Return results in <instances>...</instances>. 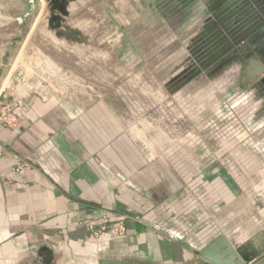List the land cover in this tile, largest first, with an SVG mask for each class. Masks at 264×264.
I'll use <instances>...</instances> for the list:
<instances>
[{
	"label": "crops",
	"instance_id": "1",
	"mask_svg": "<svg viewBox=\"0 0 264 264\" xmlns=\"http://www.w3.org/2000/svg\"><path fill=\"white\" fill-rule=\"evenodd\" d=\"M17 10L5 13L17 18ZM74 29L78 42L88 41L87 32ZM177 32L152 59L159 74L180 65L184 71L183 65L199 66L189 39ZM12 35L0 41V67ZM141 73L124 76L123 89H117L123 100H130L129 108L76 106L62 98L47 102L42 94H28L20 98L16 122L0 119V264H37L41 245L53 249L52 264H97L93 258L98 252L157 264L195 263L199 249L217 236L208 237L212 228L226 231L234 245L248 242L257 258L264 255V185L253 183L256 178L244 159L239 160L238 177L225 160L215 164L197 125L178 127L171 117L180 115L176 100L181 97L164 88L161 75L150 76L155 89L151 106L159 115L155 123L152 116L146 123V107L139 102ZM185 81L188 86L194 79ZM224 85V80L202 83L197 92L189 91L186 108L199 102L223 118ZM259 174L264 181V170ZM197 175L205 194L186 187V180ZM184 191L198 199L194 217L203 223L191 241L154 225L158 204L166 202L171 210L192 208L194 198ZM121 219L127 237L94 252L90 224Z\"/></svg>",
	"mask_w": 264,
	"mask_h": 264
},
{
	"label": "rangeland",
	"instance_id": "2",
	"mask_svg": "<svg viewBox=\"0 0 264 264\" xmlns=\"http://www.w3.org/2000/svg\"><path fill=\"white\" fill-rule=\"evenodd\" d=\"M183 1L185 0H69L66 3L65 14L53 6L52 0H35L34 9L22 22L15 16L7 26L0 27V41L2 37L7 38L6 36L13 32L10 39L12 44L7 51L8 58L5 60L2 58L0 67L3 70L0 91L3 90V93L9 95L6 101L3 97L0 98L2 101L0 106L6 103L13 105L14 96L24 99L23 96L42 94L47 98V102L62 98L63 101L76 106L100 107L107 104L122 110L129 108L131 102L123 100L117 89H123L124 76L142 72L143 81L141 84L138 83L142 86L139 102L146 107L144 117L152 116L155 123L159 114H155V109L151 106L153 99L150 96L155 89L150 79L152 75L157 74V70H154L157 61L152 59L156 58L158 48L164 49L173 42L171 39L174 38L175 30L183 33L180 37H184V41L189 39L194 57L204 59L201 65L203 68L214 61L217 63L227 53H223V47L230 44L224 40L225 28L219 26L212 29L203 25L209 16L215 15V10L211 8L213 0H190L188 2L190 5L186 4L185 7ZM244 1L223 0V6L218 10L222 18L231 15L234 17L236 22L234 32L248 30L246 25L241 24L242 18L239 19L236 12H233V9L242 8ZM260 4L264 5V0H260ZM31 5L29 0L0 1V8L4 14L5 11L18 9V16H23L31 9ZM175 8L180 14L183 12L184 16L188 15L177 25L172 24L175 18L169 20L170 15L172 16L171 9ZM56 13L63 18L64 30L66 26L80 28L88 33V41L78 42L68 34L59 36L57 29L50 25V20ZM233 69L234 67L227 66L222 73L230 76L234 74ZM28 71L41 77L29 80ZM202 105L193 102L191 111ZM229 110L230 108L223 110L224 117L220 127L232 133L235 118L233 114L228 116ZM10 113L12 114V110ZM213 113V110L206 109L205 114L201 115L206 118L205 123L192 116L189 124L194 128L195 125H206L201 134L206 137L212 156L215 157L214 162L219 163V156L227 154L228 148L219 144L210 131L207 123L210 122L209 117L213 116ZM152 120L145 119L146 123H151ZM240 150L241 148L238 150L239 153H243L246 149ZM249 153L251 157L245 159V164L249 167L247 171L256 178L254 184L264 185V181H261L263 178L257 176H262L259 172H263L264 165L260 166L253 162L254 160L264 162L263 155L261 152ZM227 155L231 156L230 153ZM260 198L263 200L261 203H264L261 195ZM93 245L94 252H97L100 245ZM97 259L93 258V262Z\"/></svg>",
	"mask_w": 264,
	"mask_h": 264
},
{
	"label": "flooded vegetation",
	"instance_id": "3",
	"mask_svg": "<svg viewBox=\"0 0 264 264\" xmlns=\"http://www.w3.org/2000/svg\"><path fill=\"white\" fill-rule=\"evenodd\" d=\"M68 1L56 0L53 6L59 10L65 9ZM212 17L209 16L203 25H206ZM232 48L217 63L214 61L215 63L213 62L205 68L201 66L204 59L198 58L199 66L182 64L185 66L186 71L180 65L173 68L175 70L170 68L166 71H161V74H159V69L156 67L157 63L154 65V70H157V75H161L164 88L169 91L175 89L181 97L178 101L176 100L178 108L176 110H178L180 115L171 117L180 127L190 126L191 118L189 119L188 115L200 119L205 123L206 118L201 115L205 114L206 109L213 110L214 112L212 106L207 107L204 105L197 109L194 108V111H191L192 108L190 110L187 109L185 102L188 100L187 95H189V91L190 93L193 91L195 93L202 83L208 84L211 81L224 80L226 85H224L225 89L222 93L224 98L223 107L224 109L230 108L237 121L232 127V133L230 131L226 132L220 127L223 118H221L220 114L213 113V116L209 117L210 122H206L210 126V131L218 143L221 142L227 146V152L231 154L232 158L245 160L251 157L249 151H252V153L261 152L262 158H264V23L253 25L244 31V35L236 40V44ZM251 55L256 56L258 59L259 64H254V70L261 71V74L254 73L255 76L247 78L245 68L248 63V57ZM227 66L234 67V74L230 76L223 75L222 72ZM164 72L166 73L163 74ZM188 76L192 77L194 82L187 86V81L185 80ZM217 95L219 96V93ZM214 99L215 97L211 101H214ZM231 106L234 108L232 109ZM205 128L206 125L198 126V132L200 133L198 136L201 139L205 138L204 140H206V137L201 132ZM240 148L241 150L246 149L245 152L239 153L238 150ZM227 154H221L218 160L228 161L229 155ZM165 205H167L166 202L157 206ZM180 239L184 241V239Z\"/></svg>",
	"mask_w": 264,
	"mask_h": 264
},
{
	"label": "built area",
	"instance_id": "4",
	"mask_svg": "<svg viewBox=\"0 0 264 264\" xmlns=\"http://www.w3.org/2000/svg\"><path fill=\"white\" fill-rule=\"evenodd\" d=\"M8 95L6 92L3 93V90L0 91V98L3 97L5 101L8 99ZM13 98L15 100V103H13L14 106L11 103H6L3 106H0V119L7 123L16 122V108L21 103L20 98L16 96H14ZM11 110L12 114L10 113ZM219 144L222 145L221 142ZM239 160L241 159L232 158L231 156H229L228 161H226L230 165V171L233 173V176L237 177L240 175L239 171L241 168L239 167L241 163V161ZM199 177V175L191 177L186 180L185 183L186 187L192 189V192L194 191V194L197 195L205 194V189L203 188V184L202 182H200ZM259 190L260 189L257 188V191ZM185 191H187V189H185ZM185 191L183 192L185 197L189 196L190 198H194V200L192 199V203L190 205L192 206V208L183 211L178 207H172L173 209L171 210V206H159L158 211L155 213L154 225L158 229H166L179 238H182L186 241H191L190 239H192L193 237L196 238V234L200 231L203 223L201 224L199 218L194 217V215L196 214L194 212L197 211V209L199 208L198 206H200L198 199H195V195H187L188 193L185 194ZM261 191L262 190H260L259 193ZM90 228L91 232L88 236V240L92 244H97L98 246L101 244L99 246V249L107 248L114 242L126 238L128 233L127 225L123 219L117 221H102L98 225L92 223L90 224ZM222 231L226 233V231ZM222 231H220L218 228H212L210 230V233H208L207 235L209 238H211V236H213L214 234ZM193 245H196V243ZM197 247L199 248L200 246L197 245Z\"/></svg>",
	"mask_w": 264,
	"mask_h": 264
},
{
	"label": "water",
	"instance_id": "5",
	"mask_svg": "<svg viewBox=\"0 0 264 264\" xmlns=\"http://www.w3.org/2000/svg\"><path fill=\"white\" fill-rule=\"evenodd\" d=\"M29 1L32 3L31 9L29 10L28 13L25 14V16L17 17V20L19 22H22L25 17L30 15L35 7L34 4L35 0H29ZM53 1L55 2L56 0H52V2ZM60 11L66 14L65 9H61ZM14 18L4 14L0 8V27L7 26V24L11 23V21H13ZM62 21H63L62 16L56 13L50 20V25H52L53 28L57 29V34L59 36H65L68 34L76 38L77 40H80L78 30L68 26H66L65 27L66 30H64L63 29L64 25ZM254 64H259V61L256 58V56L251 55L250 57H248V63L245 68V74L247 78H252L253 76H255L254 73L261 74V71L259 72L254 70ZM27 73L29 80L41 77L38 74L31 73L30 71H28ZM2 74H3V70L0 69V78ZM248 245L249 243L246 241L242 242L239 245L238 244L234 245L232 243V238H230L229 235H227L225 232L222 231L217 233V236H215L210 242H208L199 249L198 261L189 264H262L264 263V255L261 256L260 258H257L258 254H255L251 249H249ZM37 252L40 256V258L39 259L37 258L36 260L37 264H52V260L54 259V252L50 246L41 245L38 248ZM98 253H96V256L98 258L97 264H157V263H150L144 261H137L135 259L128 257H109L104 254L98 255Z\"/></svg>",
	"mask_w": 264,
	"mask_h": 264
},
{
	"label": "trees",
	"instance_id": "6",
	"mask_svg": "<svg viewBox=\"0 0 264 264\" xmlns=\"http://www.w3.org/2000/svg\"><path fill=\"white\" fill-rule=\"evenodd\" d=\"M190 0H185L182 3L184 4L183 7H185V5H190L188 2ZM212 10H215V15L212 17V19L206 24L207 27H211L212 29H214L215 27H221V28H225L224 32H225V41H228L230 44L227 46H224L222 51L223 53L228 52L229 48L231 49V47H234V45L236 44V40L238 38H240L242 35H244V30L240 31V30H236L234 32V25L236 24V22H234V17H228L225 16L224 18L220 17L218 14V10L221 9V6H223V0H213L212 2ZM244 5H242V8L238 9H233V12H236L237 17H239V19L242 18L241 24L246 25L247 29L252 27L253 25H257V24H261L264 23V5L260 4V0H245L244 1ZM177 8H175L174 10L171 9L172 11V16L170 15L169 20H171V18H175L172 22L173 25H177L182 23L187 16H184V13L178 12V10H176ZM232 14V13H231ZM239 24V25H241ZM232 28V30H231ZM240 31V32H239ZM239 33V34H238ZM240 33H243L242 35H240ZM237 34V35H236Z\"/></svg>",
	"mask_w": 264,
	"mask_h": 264
},
{
	"label": "bare ground",
	"instance_id": "7",
	"mask_svg": "<svg viewBox=\"0 0 264 264\" xmlns=\"http://www.w3.org/2000/svg\"><path fill=\"white\" fill-rule=\"evenodd\" d=\"M14 69V68H13ZM50 71V70H49ZM101 245V244H100Z\"/></svg>",
	"mask_w": 264,
	"mask_h": 264
}]
</instances>
